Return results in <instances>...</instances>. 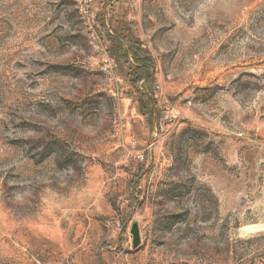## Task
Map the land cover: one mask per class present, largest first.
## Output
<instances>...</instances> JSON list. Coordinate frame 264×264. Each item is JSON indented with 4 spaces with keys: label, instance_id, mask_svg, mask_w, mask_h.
Instances as JSON below:
<instances>
[{
    "label": "rangeland",
    "instance_id": "374dc122",
    "mask_svg": "<svg viewBox=\"0 0 264 264\" xmlns=\"http://www.w3.org/2000/svg\"><path fill=\"white\" fill-rule=\"evenodd\" d=\"M0 264H264V0H0Z\"/></svg>",
    "mask_w": 264,
    "mask_h": 264
},
{
    "label": "water",
    "instance_id": "95a60500",
    "mask_svg": "<svg viewBox=\"0 0 264 264\" xmlns=\"http://www.w3.org/2000/svg\"><path fill=\"white\" fill-rule=\"evenodd\" d=\"M133 233H134V235H135V241L137 242V228H136V226H133Z\"/></svg>",
    "mask_w": 264,
    "mask_h": 264
},
{
    "label": "trees",
    "instance_id": "16d2710c",
    "mask_svg": "<svg viewBox=\"0 0 264 264\" xmlns=\"http://www.w3.org/2000/svg\"><path fill=\"white\" fill-rule=\"evenodd\" d=\"M145 65L143 64V65H141L139 68H141L140 70H143L145 67H144Z\"/></svg>",
    "mask_w": 264,
    "mask_h": 264
}]
</instances>
